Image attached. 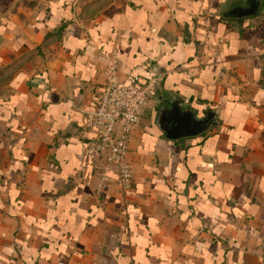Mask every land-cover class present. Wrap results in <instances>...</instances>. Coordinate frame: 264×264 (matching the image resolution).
<instances>
[{"label": "crops", "instance_id": "crops-1", "mask_svg": "<svg viewBox=\"0 0 264 264\" xmlns=\"http://www.w3.org/2000/svg\"><path fill=\"white\" fill-rule=\"evenodd\" d=\"M237 1L0 0V264H264V0ZM100 53L164 74L124 196L83 157ZM172 98L217 124L164 138Z\"/></svg>", "mask_w": 264, "mask_h": 264}, {"label": "built area", "instance_id": "built-area-1", "mask_svg": "<svg viewBox=\"0 0 264 264\" xmlns=\"http://www.w3.org/2000/svg\"><path fill=\"white\" fill-rule=\"evenodd\" d=\"M103 86L92 109L84 112L85 128L93 138L83 150V157L99 173L101 180L109 172L121 195L130 190L133 170L127 161L133 129L143 117V109L164 78L163 73L119 74V58L100 53L96 57Z\"/></svg>", "mask_w": 264, "mask_h": 264}, {"label": "water", "instance_id": "water-1", "mask_svg": "<svg viewBox=\"0 0 264 264\" xmlns=\"http://www.w3.org/2000/svg\"><path fill=\"white\" fill-rule=\"evenodd\" d=\"M236 3L223 12L224 17L254 15L258 11L260 0H242V5L239 1ZM163 104L162 108L158 109L156 124L166 139L196 136L217 124L215 110L205 109L200 113L197 109L184 105L177 98L164 100Z\"/></svg>", "mask_w": 264, "mask_h": 264}, {"label": "flooded vegetation", "instance_id": "flooded-vegetation-1", "mask_svg": "<svg viewBox=\"0 0 264 264\" xmlns=\"http://www.w3.org/2000/svg\"><path fill=\"white\" fill-rule=\"evenodd\" d=\"M163 102H164V100H162V101L160 102V105H159V106H160V107H159L160 109H161L162 106L164 105ZM159 108H158V109H159ZM158 112H159V110H158Z\"/></svg>", "mask_w": 264, "mask_h": 264}, {"label": "rangeland", "instance_id": "rangeland-1", "mask_svg": "<svg viewBox=\"0 0 264 264\" xmlns=\"http://www.w3.org/2000/svg\"><path fill=\"white\" fill-rule=\"evenodd\" d=\"M146 107V104H145V106H144V108Z\"/></svg>", "mask_w": 264, "mask_h": 264}]
</instances>
